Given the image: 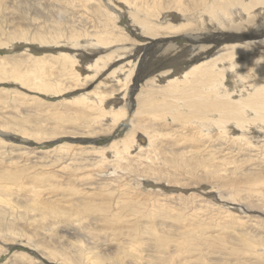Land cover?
<instances>
[{
    "label": "rangeland",
    "instance_id": "obj_1",
    "mask_svg": "<svg viewBox=\"0 0 264 264\" xmlns=\"http://www.w3.org/2000/svg\"><path fill=\"white\" fill-rule=\"evenodd\" d=\"M131 1L137 8L129 0H0V264H264V251L256 253L264 247V124L198 130L172 120L167 126L170 112L139 115L135 101L128 110L131 97L149 90L141 85L153 82L159 93L176 73L162 74L170 59L155 44L186 45L132 20L146 18L155 31L175 24L162 18L178 13L170 0L149 15L146 1ZM195 17L203 32L213 30L208 18ZM103 30L110 32L105 42L95 34ZM40 32L63 39L43 45L33 39ZM65 43L70 52L61 51ZM111 43L108 53L125 50L126 63L141 55L143 71L107 79L117 64L86 73L95 46ZM64 53L77 60V79L58 57ZM133 78L135 94L116 102ZM259 79L231 76L224 87L240 101L263 85ZM41 83L50 87L40 90Z\"/></svg>",
    "mask_w": 264,
    "mask_h": 264
},
{
    "label": "bare ground",
    "instance_id": "obj_2",
    "mask_svg": "<svg viewBox=\"0 0 264 264\" xmlns=\"http://www.w3.org/2000/svg\"><path fill=\"white\" fill-rule=\"evenodd\" d=\"M143 1H146L147 4H142L144 9L143 12L146 15H149L152 11L163 9V6H166V3H168V0L160 5L155 3L156 0ZM170 1L173 5L168 3L171 5L169 7H172V11H177L179 14H172L173 12L164 11L162 13H165L166 15H162V18H164V21L168 19H172L173 21L175 18L174 20L178 21L175 22V24L168 23V26H161L160 30L155 31L152 22H149L146 18L137 19L135 15L132 16V20L139 25L144 32L152 33L156 38L165 39L179 37L185 40L186 45H182L181 48H177L171 43H166V45L155 44L158 47H163V49H161L162 47L160 49L157 48L161 50V53L158 51L159 56L161 54L162 57L170 59V61H166V64L161 67H170V69L162 74L164 75L166 73L164 76H169L175 71L176 73H173L172 75L176 76L174 77L171 75L173 78L171 77L172 79L169 80L165 86H160L162 90L159 91V93L156 89L157 84L154 85L153 82H145L141 87L149 90H139L133 101L132 97H129L130 99L128 98L129 101H127L126 108L130 110L131 105L135 101L137 113L139 115L149 114V112H170L172 117L171 119L168 117L166 123H169L171 120L178 122L179 124L177 126L180 128L191 127L194 129L192 123H195L197 124L196 128L198 130L200 127H205V129L208 130L215 124H225L229 126L228 122L231 121L243 123L248 120L254 122L258 120L264 124V0H188L189 2L185 5H183L182 0ZM129 3L133 5V8H137L136 2L129 0ZM144 6H146V8ZM256 10H261V12L258 11V16H255ZM131 14L134 15V13ZM169 14L173 15V18L168 17ZM262 14L263 19L260 20L259 18H261ZM185 15L189 17H186ZM195 16H200L201 23H204V20L208 18L214 25V31L203 32L200 25L194 23L197 19ZM167 22L168 21H166V23ZM105 26L106 25L103 27ZM76 33L79 32L77 31ZM95 34L101 42H105L110 32L108 30H103L100 32L96 31ZM98 34L105 40H102ZM13 35L15 36L14 33ZM13 35L10 38L16 40ZM22 37H26V31H22L21 37H18L17 39H21ZM33 39L40 41L43 45L52 43H56L57 45V42L61 41L63 38H57V35L48 34V32L45 34L40 32ZM146 39L144 40L146 46L155 47L154 44L149 43ZM0 40H3V38ZM240 40H245L246 42L230 44L231 42H239ZM174 41H176V39H174ZM65 45L66 43L60 46H64L62 48H65V50L61 51L70 52L68 48L71 44H67V47ZM111 46H114V43H111L108 46H95L94 53L96 56L92 59L91 57H87L88 62H91L92 64H89V67H85L86 73H92L95 71L96 74H100L103 70L108 71V69L110 70L111 68L116 67L117 64H119V66L114 68L112 73L107 74V79L111 78L112 75L116 76L117 73L126 74L127 77L125 79H131L135 72L143 71L142 64L144 65L145 59L141 57V55L140 61L132 65L131 62H124V56L126 55L123 54L125 50L121 49L114 53H108ZM71 50L76 51V48H71ZM143 50H145V48L142 49V51ZM58 57L69 62L66 65L67 73L70 75L71 79H77L79 74L74 68L75 63L77 62V60L74 59V55L72 56L68 53H64L58 54ZM69 69L72 70V74H70ZM148 69L151 70L152 65ZM16 74L17 78L25 81L24 76H22L19 71ZM245 75L248 77L254 76L255 78H260L263 81V85L257 88L255 92L249 93L246 98L243 96L240 101H233V97L229 93H226L224 84L227 83L231 76H240V78H243ZM95 78L96 77L93 79L85 77L84 80L88 82ZM132 81L133 82L128 81V83L125 84L128 85L125 88V91H123L125 94L122 95V98H116V102L118 100L125 102L124 98L127 97L128 94H132L131 96L135 94V85L138 82L135 83V78H133ZM156 82L158 83L157 80ZM131 83L134 84V90H131L129 87ZM41 84L42 85L37 87L40 88V90L50 87L48 83ZM255 85L258 86L259 84L253 82V87ZM243 91L247 90L244 89ZM158 94L161 95L160 98ZM87 95L91 96V94ZM74 99L81 100L78 98ZM97 102L102 103L100 100H97ZM88 104L91 105L92 103ZM95 109H102V106L97 104ZM123 110V108H120L117 112ZM249 110H255L256 113L250 114L248 113ZM253 116L255 117L251 118ZM189 118H193V120L190 121ZM168 123L166 125L170 126V123ZM231 128L234 132L233 134L244 131V129L241 128ZM218 134H227V132L221 130ZM188 136H190V134ZM204 136L209 135L205 134ZM259 137H264V134ZM132 138L133 134L124 140V142L129 143L130 141H133ZM241 138L245 137L241 136ZM191 139H194V137ZM149 141L151 140L147 139V146L151 144ZM240 143H242V141H240ZM126 147L127 145H125L124 148L126 149ZM139 149L142 150V147H139ZM260 247L259 249L257 248L258 250H256V253H258L260 249L264 251V247Z\"/></svg>",
    "mask_w": 264,
    "mask_h": 264
}]
</instances>
